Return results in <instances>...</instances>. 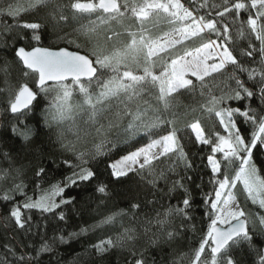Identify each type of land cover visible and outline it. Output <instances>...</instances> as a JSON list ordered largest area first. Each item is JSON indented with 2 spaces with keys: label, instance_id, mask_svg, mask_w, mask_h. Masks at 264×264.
<instances>
[{
  "label": "snow or ice",
  "instance_id": "obj_1",
  "mask_svg": "<svg viewBox=\"0 0 264 264\" xmlns=\"http://www.w3.org/2000/svg\"><path fill=\"white\" fill-rule=\"evenodd\" d=\"M51 3L52 0H25L24 4H9L0 9V16L14 21L4 30L5 50L11 48V54L27 70L23 75H33L35 88L38 89L34 91L28 83L15 89L5 108V112H10L17 120L10 131L19 138L20 151L30 153L38 161L37 177L45 178L53 166L59 168L61 164L71 169L70 175L51 185L37 199L24 191L27 185L23 180L5 190L2 200L11 205L8 215L16 228L24 233L32 231L33 217L24 210L37 209L41 213L56 215L55 210L61 205L72 204L75 197L56 200L68 188L95 184V191L105 196L109 194L108 183L102 180L98 169L88 166V158L95 159L106 154L105 144L110 143L108 134L118 128L126 117H130L126 130H153L164 125L171 128L167 134L152 139L109 164L108 175L114 182H121L130 172L141 175L146 169L153 176L148 181L153 187L157 180L167 182L166 171H157V162L162 158H174V163H182L186 170L192 169L194 161L185 151L177 127L181 119L177 96L181 90L194 91L197 88L195 81H199L201 95L208 96L201 107L218 118L226 135L215 132V139H212L206 135L199 119L186 125L195 134L194 144L211 145V154L206 161L211 169L210 182L214 185V195L205 193L203 201L209 208L206 215L210 223L189 264H249L244 256L250 253L258 257L252 264H264V214L250 219L234 191L238 184L242 185L247 198L264 209V161L256 159L257 154L264 155V0H223L222 4H212L213 9L222 8L215 13L219 19L211 18V13L207 16L194 14L181 0H70L67 5L57 3V11L49 14L53 27L60 21H68L65 8L70 10L73 19L95 16L87 25H81L76 30L75 39L68 40V43H75L80 48L81 44L76 40L82 38L85 47L90 48L87 54L63 47L54 51L43 46H23L24 41L30 45L35 41L38 45L42 39L41 29L45 25L39 21H21L20 16L47 8ZM200 7H209L208 0H203ZM226 16H231V24L236 25L235 39ZM241 16L244 19L241 20ZM163 25H168V30H161ZM206 33H213L219 39L205 40ZM249 35L259 42L258 46L251 40L246 47L234 46L238 40H245ZM198 38L201 40L199 46L188 47L189 41ZM180 45L184 46L182 51L178 50ZM253 63L259 66L250 67ZM6 69L7 65L4 71ZM106 73L110 75L106 76ZM217 75L224 77L222 88L214 85L220 88L219 96L213 94V87L209 86L207 79L215 80ZM190 77H194L195 81ZM153 90L155 104L145 99V96L153 95ZM39 93H55L53 111L46 117V123L59 125L69 120L74 122L78 115L87 116L84 123L104 137L94 145V152L78 151L77 143L90 134L84 131L81 136L79 129L74 132L76 142L65 143L61 137V147L72 152L79 163L73 164L67 158L58 163L56 158L48 156L42 147L34 144L35 133L24 121L28 119L27 111L31 110ZM74 94L80 97L76 102H73ZM229 101L239 102L241 106H221ZM241 117L243 123L252 126L250 137L238 126ZM7 142L5 136H0V145ZM218 153L222 154V159H217ZM12 158L10 151L0 150V159L11 161ZM233 165L236 166L234 175H229L228 168ZM14 171L16 177L22 175V169ZM167 172L174 173L175 167H169ZM8 176L9 169L0 171V180ZM185 180L191 181L192 178L182 176L172 181L169 188L170 193L181 194L179 205L170 206L162 216L157 213L156 218L147 219L142 232L129 226L124 227L115 239L100 240L93 245L96 254L104 257L119 249L125 253L124 264H159L157 253L178 243L181 229H196L195 223H189L194 221L191 213L195 197ZM10 193L24 197L23 203L17 202ZM140 207L139 203L130 204L131 209ZM117 215L125 213L121 210L105 217L100 223L111 225ZM135 216L133 213L134 219ZM173 217L180 219L178 226H170ZM58 218L61 221L66 219L63 211L58 213ZM87 231L81 229V233ZM59 239L67 242L64 236ZM8 251L16 256L15 248H8ZM50 251L51 245L45 241L37 250V256ZM17 260L19 264H24L26 254L19 255ZM11 264H16V261Z\"/></svg>",
  "mask_w": 264,
  "mask_h": 264
},
{
  "label": "trees",
  "instance_id": "obj_2",
  "mask_svg": "<svg viewBox=\"0 0 264 264\" xmlns=\"http://www.w3.org/2000/svg\"><path fill=\"white\" fill-rule=\"evenodd\" d=\"M17 3L24 4L25 0H0V9L6 8L9 4L15 5ZM57 3L67 5L70 3V0H52V3L47 8H41L36 12L23 13L19 19L29 22L39 21L45 25L41 29L42 39L38 45L51 48L66 46L85 54L89 53L90 48L85 47L82 38L76 40V43L81 44L80 48H77L75 43H68V40L75 39L77 36L76 30L81 25H87L90 19H95V16H81L73 19L70 10L65 8L64 14L69 15L68 21H60L53 27L54 22L49 14L57 11L55 8ZM181 3L192 10L194 14L207 16L211 13V18L219 19L215 13L217 10H222V8L213 9L211 5L222 4L223 0H208L209 7L207 8L200 7L203 0H181ZM240 19H244V16H241ZM225 20L230 23L231 34L235 39L236 25L231 24V16H226ZM13 23L14 21L10 17L0 16V136H5L8 141L0 145V150L10 151L13 157L11 161L0 159V171L9 169V176L6 179L0 180V264H11L13 261L19 264L17 257L22 254H26L24 264H124L125 253L121 250H114L101 257L96 254L93 245L99 243L102 239L110 237L115 239L123 231L124 227H136L138 231L142 232L147 219L156 218L157 213L162 216L170 206L179 205L181 194L170 193L169 188L172 181L180 179L182 176L192 178L191 181L185 180V182L192 188L195 197L194 209L191 213L194 216V221L189 223H195L196 229L195 231L191 228L181 229V237L178 243L164 252L157 253V259L159 264H189L191 257L194 255V249L203 239L207 231V225L210 223L206 215L209 208L203 201L205 193L214 195V185L210 182L211 169L207 166L206 161V157L211 154V145L194 144L195 135L186 125L195 119H199L205 129L206 135L212 139H215V132L226 135L223 126L219 124L218 118L209 114L201 107L202 104L206 103L208 96L207 94L201 95L199 81H195L194 77L190 78L195 81L197 88L194 91L181 90L177 96L180 104L179 112L181 113V119L177 127L180 129L179 136L181 137V142L185 144V151L189 152V158L194 161L192 169L186 170L182 163H174V158H162L161 161L157 162V171L160 169L166 171L168 175L167 182L163 179L157 180L155 187H153L148 183L149 180L153 179V176L148 174L147 169L141 175L130 172L128 177L122 178L121 182H114L108 175L110 172L108 165L113 159L150 142L152 139L158 138L160 135L166 134L171 128L170 125H164L153 130H126L127 123L130 120V117H126L118 128L113 129L108 134L107 139L110 143L105 144L104 151L106 154L98 156L95 159L86 157L89 159L88 166L98 169L102 174V180L108 183V195L105 196L95 191V184H83L79 187H71L65 190L62 197L63 199L75 197L76 199L72 204L61 205L60 208L55 210L56 215L41 213L37 209L31 211L24 210L27 215L33 217L31 232L24 233L12 223L8 215L11 205L9 202L2 200L5 190L12 188L14 183H19L23 180L24 184L27 185L24 191L28 196L36 199L43 191L49 190L51 185L63 181L65 176L71 174V169L61 164L59 168L53 166L45 178L41 179L37 177L35 172L38 161L30 153L20 151V140L10 131L11 125L16 123L17 120L13 114L5 112V108L15 89L20 84L28 83L33 90L38 91L35 88L34 76L30 74L25 77L23 72L27 70L11 54V48L9 47L5 50L3 36L6 33L4 30L8 24ZM162 28H164V25ZM15 31L18 32L21 29H16ZM245 31L247 33V28H245ZM58 37H64V39H58ZM122 39L124 38L122 37ZM204 39L219 38L213 33H206ZM249 40L257 46L259 45V42L255 41L254 36L249 35L245 40H238L234 46L246 47ZM22 43L26 48L37 45L35 41L31 42V45L27 41ZM111 43H109V46H111ZM200 43L201 40L198 38L195 41H189L188 47H197ZM183 47V45L178 46V50L182 51ZM5 65H7L6 71H4ZM249 66L258 67L259 65L258 63H253ZM156 71H159L158 67ZM105 75H110V73H106ZM241 78L246 79L245 76ZM207 79L209 86L213 87V94L219 96L221 94L220 88L214 87V85H220L222 88L223 84L221 81L224 77L217 75L215 80L212 78ZM54 95L55 93L47 95L39 93L37 100L33 102L31 110L27 111L28 119L24 123L32 128L35 133L33 137L34 144L42 147L48 156L56 158L58 163L62 162L65 158L70 159L73 164L79 163L72 152L65 151L61 147V137L65 143L69 141L76 142L74 132L79 129L81 136H83L84 131L89 132V135L77 143L78 151L89 153L94 152V145L99 144L104 137L97 135L92 126L84 123L87 119L86 115H78L74 122L69 120L59 125L54 122L46 123V117L53 111ZM154 95L155 90H153L152 96H145V99L155 104ZM79 99L80 97L74 94L73 102ZM221 106L235 107L241 105L239 102L229 101ZM168 118L170 119L171 117L169 116ZM104 123H107V121H104ZM238 126L250 137L252 126L243 123L242 117L238 121ZM5 129H8V131L5 132ZM18 152L19 155H17ZM216 156L217 159H222V154L218 153ZM256 159L264 161V155L257 154ZM169 167H175V172H167ZM235 167L233 165L228 168L229 175H234ZM14 169H22V175L16 177ZM223 169L224 165L222 164ZM14 177H16L15 180L13 179ZM197 184L200 185L199 188L195 187ZM234 191L237 193L240 204L246 213L249 214L250 219L264 214V209H261L258 204H253L247 198L242 190V185L238 184L237 189ZM10 195H14L17 202L23 203L24 197L15 193H10ZM131 203H139L141 205L140 209H131ZM121 210H123L125 215H117L116 221L113 224L105 225L100 223L105 217L120 213ZM61 211L64 212L66 217L64 221L58 218V213ZM133 213L136 214L135 219L133 218ZM179 224L180 219L173 217L170 226H178ZM256 227L259 230L258 220ZM81 229H88V231L81 233ZM73 233L77 235H70ZM60 236H64L67 242H61ZM45 241L51 245L52 251L40 253L37 256V250ZM6 245L8 247H5ZM8 248H15L16 256L9 253ZM244 259L249 264H252V262L258 260V257L255 253H250L244 256Z\"/></svg>",
  "mask_w": 264,
  "mask_h": 264
},
{
  "label": "rangeland",
  "instance_id": "obj_3",
  "mask_svg": "<svg viewBox=\"0 0 264 264\" xmlns=\"http://www.w3.org/2000/svg\"><path fill=\"white\" fill-rule=\"evenodd\" d=\"M168 25H164V28H162L161 30H164V31H166V30H168ZM167 134V133H166ZM163 135H165V134H163ZM195 135V134H194ZM159 138V137H158ZM158 138H156V139H158ZM151 142V141H150ZM147 143H149V142H147ZM147 143H145V144H143V145H140V146H138V147H136L135 149H133V150H131V151H135L137 148H139V147H143L144 145H146ZM130 152V151H129ZM129 152H127V153H125V154H123V155H120V156H118L117 158H115V159H113L112 161H111V163H113L115 160H117V159H120L122 156H124V155H127ZM110 163V164H111ZM39 198V197H38ZM63 197H56V200L57 201H59L60 199H62ZM37 199V198H36Z\"/></svg>",
  "mask_w": 264,
  "mask_h": 264
},
{
  "label": "water",
  "instance_id": "obj_4",
  "mask_svg": "<svg viewBox=\"0 0 264 264\" xmlns=\"http://www.w3.org/2000/svg\"><path fill=\"white\" fill-rule=\"evenodd\" d=\"M35 46H41V45H35ZM43 47H47V46H43ZM61 47H63V48H67L69 51H77V50H73V49H70V48H68V47H66V46H61ZM61 47H57V48H51V47H49L51 50H59V48H61ZM30 48V47H29ZM80 52V51H79ZM81 54H85V53H83V52H80ZM22 64V63H21ZM23 66V65H22ZM35 91V90H34Z\"/></svg>",
  "mask_w": 264,
  "mask_h": 264
}]
</instances>
